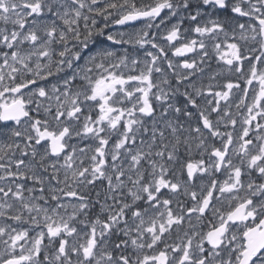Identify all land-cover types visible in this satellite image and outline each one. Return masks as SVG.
I'll use <instances>...</instances> for the list:
<instances>
[{
	"label": "snow or ice",
	"instance_id": "6c2138e0",
	"mask_svg": "<svg viewBox=\"0 0 264 264\" xmlns=\"http://www.w3.org/2000/svg\"><path fill=\"white\" fill-rule=\"evenodd\" d=\"M0 264H264V0H0Z\"/></svg>",
	"mask_w": 264,
	"mask_h": 264
}]
</instances>
